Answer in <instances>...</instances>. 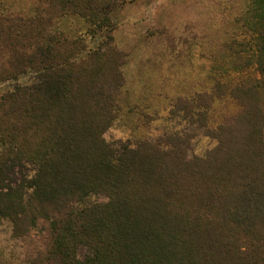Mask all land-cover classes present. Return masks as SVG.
I'll return each instance as SVG.
<instances>
[{
    "label": "trees",
    "instance_id": "trees-1",
    "mask_svg": "<svg viewBox=\"0 0 264 264\" xmlns=\"http://www.w3.org/2000/svg\"><path fill=\"white\" fill-rule=\"evenodd\" d=\"M111 7L41 0L33 16L0 14V79L35 76L0 93V215L16 237L41 233L31 264H264V0H246L241 33L212 48L208 88L175 103L215 140L204 155L181 133L119 154L103 138L122 52L110 29L83 51L50 26L72 14L102 29ZM14 161L33 166L25 185L8 180ZM91 193L106 200L78 206Z\"/></svg>",
    "mask_w": 264,
    "mask_h": 264
},
{
    "label": "rangeland",
    "instance_id": "rangeland-1",
    "mask_svg": "<svg viewBox=\"0 0 264 264\" xmlns=\"http://www.w3.org/2000/svg\"><path fill=\"white\" fill-rule=\"evenodd\" d=\"M108 27L91 25L84 18L67 14L52 22L50 30L80 38L83 51L97 46L110 29L113 43L122 52L124 84L120 88L115 118L103 132L119 154L143 140L155 142L170 133L189 136V153L204 155L216 143L183 111L177 98L192 99L210 85L209 54L226 33H241L239 24L246 0H110ZM41 0H0L2 16H33ZM32 71L15 79H0V93L17 85H31ZM33 166L11 163L6 174L12 185H25ZM106 196L91 193L78 206L103 202ZM39 230V229H38ZM42 244L40 232L16 237L10 221L0 215V264H31ZM90 252L79 245L81 260Z\"/></svg>",
    "mask_w": 264,
    "mask_h": 264
}]
</instances>
